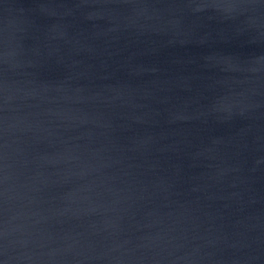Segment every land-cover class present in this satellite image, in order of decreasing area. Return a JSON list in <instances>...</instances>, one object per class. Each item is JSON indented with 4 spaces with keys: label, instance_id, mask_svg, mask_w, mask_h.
I'll list each match as a JSON object with an SVG mask.
<instances>
[{
    "label": "water",
    "instance_id": "95a60500",
    "mask_svg": "<svg viewBox=\"0 0 264 264\" xmlns=\"http://www.w3.org/2000/svg\"><path fill=\"white\" fill-rule=\"evenodd\" d=\"M0 264H264V0H0Z\"/></svg>",
    "mask_w": 264,
    "mask_h": 264
}]
</instances>
